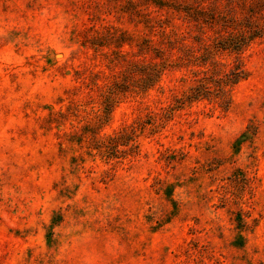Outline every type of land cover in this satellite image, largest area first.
Instances as JSON below:
<instances>
[{
    "label": "rangeland",
    "instance_id": "obj_1",
    "mask_svg": "<svg viewBox=\"0 0 264 264\" xmlns=\"http://www.w3.org/2000/svg\"><path fill=\"white\" fill-rule=\"evenodd\" d=\"M0 264H264V0H0Z\"/></svg>",
    "mask_w": 264,
    "mask_h": 264
},
{
    "label": "trees",
    "instance_id": "obj_2",
    "mask_svg": "<svg viewBox=\"0 0 264 264\" xmlns=\"http://www.w3.org/2000/svg\"><path fill=\"white\" fill-rule=\"evenodd\" d=\"M257 33H253L255 35ZM249 37L242 38H234V37H224L220 41H216L214 45V50H235L240 51L247 42ZM172 43V41H170ZM209 52V50H208ZM214 62V61H213ZM212 62V64H213ZM215 63V62H214ZM174 65L181 66V63H174ZM145 72L144 78V88H148L152 86L156 81L160 74V69L153 65H145L143 67ZM210 74L205 72V75L201 77L196 84L189 87V89L183 93L180 97H175L174 102L167 106V109L164 112V117H168L170 113L178 108L183 107L186 103H190L194 100H198L201 98H208L209 100H215L219 103L220 106L227 107L229 105V98L227 97V89L226 87L232 86L238 81L246 78V71L241 66L240 63H236L230 68L227 72L219 75L217 74V68L214 66L213 68L208 69ZM149 120L143 121L144 123H153L151 119L152 116H149ZM143 122L139 124V126L143 125ZM139 127L132 126L127 131L125 128H121L114 132V134L107 136L104 139L95 140L93 143V148L97 149L103 156L108 158H114L116 156H126L129 152H132V148H135L136 145L130 143L133 140V134L135 130ZM119 146H125L126 149L121 150L123 153L118 155Z\"/></svg>",
    "mask_w": 264,
    "mask_h": 264
}]
</instances>
